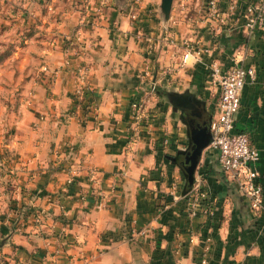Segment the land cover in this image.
Listing matches in <instances>:
<instances>
[{
  "label": "crops",
  "instance_id": "1",
  "mask_svg": "<svg viewBox=\"0 0 264 264\" xmlns=\"http://www.w3.org/2000/svg\"><path fill=\"white\" fill-rule=\"evenodd\" d=\"M152 1L132 18L117 0H7V13L16 4L14 22L42 24L60 73L47 110L38 108V129L14 130L5 145L27 201L8 209L0 192V241L7 238L0 264H264V208H251L210 145L182 195L175 162L189 147L188 128L164 103L188 94L212 116L219 91L209 84L210 65L254 67L236 127L261 153L264 195V29L247 31L243 14L263 0H218L214 15L199 1L174 0L167 26L161 0ZM81 67L88 71L83 83ZM135 101L147 111L140 124L131 113ZM197 190L205 198L191 216Z\"/></svg>",
  "mask_w": 264,
  "mask_h": 264
},
{
  "label": "rangeland",
  "instance_id": "2",
  "mask_svg": "<svg viewBox=\"0 0 264 264\" xmlns=\"http://www.w3.org/2000/svg\"><path fill=\"white\" fill-rule=\"evenodd\" d=\"M195 1H199L205 11L210 0ZM132 2L129 6L127 2L120 5L121 8L128 7L126 13L129 15L133 12ZM5 5L7 0H0V192L1 200L8 204V209L13 210L11 205L15 200L26 202L27 198L22 191V199L19 196V171L16 169L14 152L5 145L14 139V130L38 129V122L43 119L38 108L42 110L46 101L52 97L53 84L60 70L54 69L58 58L51 50L53 40L40 28L42 24L32 23L31 20L14 22L15 10L12 8L16 4H12L8 13ZM200 21L203 20L197 22ZM197 22L194 26L198 27L200 24ZM164 103L177 118L178 109L170 102L169 96L165 97ZM43 109L47 110L46 107ZM171 156H176V152H172ZM183 178L185 185V176Z\"/></svg>",
  "mask_w": 264,
  "mask_h": 264
},
{
  "label": "built area",
  "instance_id": "3",
  "mask_svg": "<svg viewBox=\"0 0 264 264\" xmlns=\"http://www.w3.org/2000/svg\"><path fill=\"white\" fill-rule=\"evenodd\" d=\"M141 0H135L132 8V18L136 17V10L141 5ZM236 6V3L234 4ZM209 13L218 12V0H210ZM246 20L244 28L249 32L264 29V0L249 3L244 9ZM203 49L198 48L196 55H200ZM193 53L188 51L183 59L185 64ZM195 55V54H194ZM78 80L85 82L87 68H79ZM210 86L218 89L219 97L212 115L210 131L212 141L210 146L217 152L218 163L226 174L235 180L243 196L247 197L253 210L264 208L263 187L258 182L260 172L258 163L261 158L260 151L251 145L249 136L236 127V115L241 108V95L248 82L256 80L257 72L254 67L233 65L226 70L213 62L209 67ZM83 84L78 93L83 94ZM131 113L138 124L147 120V111L144 101H135L131 104ZM95 176V172H92ZM69 183H72L69 181ZM197 196L191 202L190 215L196 214L197 203L205 194L197 190ZM36 224H43V216L36 211L33 215Z\"/></svg>",
  "mask_w": 264,
  "mask_h": 264
},
{
  "label": "water",
  "instance_id": "4",
  "mask_svg": "<svg viewBox=\"0 0 264 264\" xmlns=\"http://www.w3.org/2000/svg\"><path fill=\"white\" fill-rule=\"evenodd\" d=\"M120 5H124L127 0H117ZM174 0H161L159 5L160 14L163 17L165 26L168 25L171 12L173 9ZM170 102L177 107L181 113L191 106H198L201 104L200 100L188 94L170 95ZM181 119L188 128L189 147L187 150H180L177 156L186 155V162L181 163L173 158L175 163L179 165L184 176L185 185L182 192L183 196L188 195L195 184V172L199 164L203 150L211 144L212 136L209 124H200L198 122L186 121L181 114ZM7 244V238L0 241V248Z\"/></svg>",
  "mask_w": 264,
  "mask_h": 264
},
{
  "label": "flooded vegetation",
  "instance_id": "5",
  "mask_svg": "<svg viewBox=\"0 0 264 264\" xmlns=\"http://www.w3.org/2000/svg\"><path fill=\"white\" fill-rule=\"evenodd\" d=\"M179 114L181 116V114L183 115L184 119L186 121H192L194 120L195 122H198L200 124H211L212 121V116L210 113H205L204 111H202L200 108H198V106H191L188 107L184 113H181L179 111ZM186 155H182L179 156V159L182 163L186 162Z\"/></svg>",
  "mask_w": 264,
  "mask_h": 264
}]
</instances>
